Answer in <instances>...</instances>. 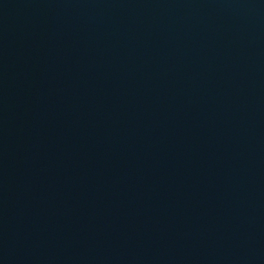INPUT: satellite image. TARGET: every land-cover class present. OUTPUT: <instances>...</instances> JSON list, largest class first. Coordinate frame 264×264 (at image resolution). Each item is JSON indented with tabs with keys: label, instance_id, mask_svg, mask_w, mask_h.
<instances>
[{
	"label": "water",
	"instance_id": "water-1",
	"mask_svg": "<svg viewBox=\"0 0 264 264\" xmlns=\"http://www.w3.org/2000/svg\"><path fill=\"white\" fill-rule=\"evenodd\" d=\"M0 264H264V0H0Z\"/></svg>",
	"mask_w": 264,
	"mask_h": 264
}]
</instances>
